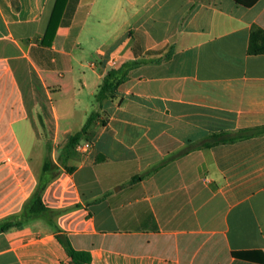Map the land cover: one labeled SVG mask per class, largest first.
Instances as JSON below:
<instances>
[{
  "label": "crops",
  "instance_id": "0c3cea01",
  "mask_svg": "<svg viewBox=\"0 0 264 264\" xmlns=\"http://www.w3.org/2000/svg\"><path fill=\"white\" fill-rule=\"evenodd\" d=\"M55 2L0 0V221L45 161L58 212L0 231V264H77L58 235L83 264H264V53L248 52L264 0H65L47 31ZM84 90L99 118L69 145ZM28 128L48 145L39 173ZM222 133L244 137L203 146Z\"/></svg>",
  "mask_w": 264,
  "mask_h": 264
},
{
  "label": "trees",
  "instance_id": "16d2710c",
  "mask_svg": "<svg viewBox=\"0 0 264 264\" xmlns=\"http://www.w3.org/2000/svg\"><path fill=\"white\" fill-rule=\"evenodd\" d=\"M236 4L243 7H250L257 0H232ZM65 0H56L50 21L48 23L47 31L56 25L58 16L60 14L61 8L64 5ZM46 31V32H47ZM248 52L252 54L264 53V31L259 28H253L250 33V40L248 45ZM169 56V54H167ZM138 65L136 61H127L119 65L118 67L109 68L102 77L101 83L99 84L96 93L94 95V103L97 107L104 100L114 99L116 97V91L118 87L124 83L130 75V72ZM99 118L98 110L94 109L89 115L80 131L71 135L68 139V144L73 145L78 140L86 134L90 129L93 122ZM244 137L243 134H238L236 136L230 137L227 134H212L208 141L203 143V146H210L218 143H224L233 141L237 138ZM50 163L45 161L42 167V173L38 180V183L25 201L22 207V211L14 216L6 218L0 221V231H6L11 227L21 226L28 219L35 216H43L46 218L47 222H51L53 217L57 215V211L47 208L42 203V193L46 188L47 184L55 176L51 173ZM140 177L138 176L137 179ZM135 179V178H134ZM132 179V180H134ZM60 243L64 246L67 254L71 257L72 261L77 264H83L88 260V255L74 250L68 240H65L61 235L57 236Z\"/></svg>",
  "mask_w": 264,
  "mask_h": 264
},
{
  "label": "rangeland",
  "instance_id": "374dc122",
  "mask_svg": "<svg viewBox=\"0 0 264 264\" xmlns=\"http://www.w3.org/2000/svg\"><path fill=\"white\" fill-rule=\"evenodd\" d=\"M86 92L87 91L84 90L79 96L80 105L76 109L75 122L80 121V119H82L81 121L84 122L88 113H91L94 110L92 105V97L86 95ZM79 127L80 126L77 125L71 128L73 130H78ZM42 129L44 130L45 128ZM60 129L62 130L64 127L62 126ZM20 137L32 167L36 172H41V164L49 152L46 141L37 139L34 128H28L26 131L20 130Z\"/></svg>",
  "mask_w": 264,
  "mask_h": 264
}]
</instances>
